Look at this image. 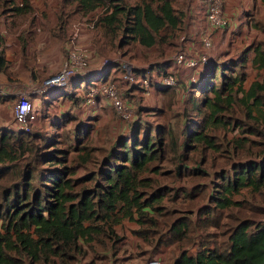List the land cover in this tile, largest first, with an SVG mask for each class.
I'll list each match as a JSON object with an SVG mask.
<instances>
[{
	"label": "trees",
	"instance_id": "trees-1",
	"mask_svg": "<svg viewBox=\"0 0 264 264\" xmlns=\"http://www.w3.org/2000/svg\"><path fill=\"white\" fill-rule=\"evenodd\" d=\"M178 2L60 0L61 5L69 6L73 13L83 18L88 16L86 22L100 34V42L96 39L95 43L101 53L130 43L145 49L174 47L177 41L178 51L184 40L180 41L184 37V13L177 6ZM250 52V63L264 69V45H249L236 59L219 63L211 57L198 77L192 82L188 80L181 95L187 121L182 134L184 142L177 155L180 161L188 159L189 151L216 148L209 134L210 125L213 129L215 126L239 129L241 138L234 142L238 150L245 148L246 134L264 137V81H254L247 90L242 86ZM172 57L137 69V76L166 73ZM112 68L105 67L98 77L93 75L88 81L107 79ZM175 78L176 86L178 78ZM72 83L76 87L78 82ZM175 86L156 85L155 90H173ZM134 91L140 93L139 83L125 93L121 91L122 98L133 107ZM61 95L76 101L70 93ZM141 99L140 96L135 116L123 122L130 128V136L122 135L108 151L101 152L98 161L92 159L100 149L85 143L90 123H86L87 127L76 125L72 131L59 132L72 121L71 114L52 123L51 134L32 132L33 127L26 133L9 127L0 129V264H76L95 246L115 248L121 240L117 238L115 227L124 220L138 226L133 232L143 241L149 233L158 236L154 251L168 248L177 252L170 264H264V221H232L236 223L229 225L225 241L201 243L208 228L221 226L223 211L236 205L231 195L244 187L259 192L263 189L264 149L257 158L237 160L228 171L216 172L217 184L212 185L206 204L195 210L194 199H191L185 205L180 204L187 206L186 213H180L183 209L172 210L167 201L176 200L177 192L161 186L155 179L167 162L169 133L162 125L152 130L138 116L147 109L154 111V107L145 108L147 105ZM234 106L245 111L251 124L242 127L238 119L231 121L227 117ZM253 106L258 108V115L254 114ZM192 115L202 118L197 121L189 118ZM169 145L173 153L176 140H169ZM88 164L97 167L90 169ZM79 168L83 173L78 176ZM174 168L175 177H180L185 170L202 171L183 163ZM198 188H193L187 196L194 197ZM166 221H170L169 224ZM188 243L197 245L194 254L187 252Z\"/></svg>",
	"mask_w": 264,
	"mask_h": 264
},
{
	"label": "rangeland",
	"instance_id": "rangeland-1",
	"mask_svg": "<svg viewBox=\"0 0 264 264\" xmlns=\"http://www.w3.org/2000/svg\"><path fill=\"white\" fill-rule=\"evenodd\" d=\"M133 1L134 0H129L130 3H133ZM249 2L250 10L248 14H245V23L239 24L242 29H237L236 24H234V20L237 16L235 15L234 18V11L230 10L227 12L223 11L225 17L229 21V26L222 30L221 34L208 32L212 42V47L208 51L210 59L213 57L212 59L217 60L219 63L230 59H236L244 47L246 48L249 45L251 47H256L259 44L264 45V0H249ZM179 3L180 1L177 6L181 8ZM238 13L242 14L244 12L241 11ZM78 18L81 20L83 19V16L78 14ZM255 23H257L256 27L254 26ZM233 25H235L236 28L234 27L235 31L231 32V29L229 28ZM91 33L92 35L94 33L95 39L100 42V34L96 33L94 30L91 31ZM227 33H229L228 38H226ZM192 42H195L194 48L196 49V43L199 41L197 42V40L193 39ZM177 43L174 47L157 46L152 49H145L132 43L122 46L119 45V48L117 47L116 49L104 51L103 53L105 57L100 60L98 59L94 63V66H102L104 60L107 59L110 61V63L105 64L107 69L115 67L119 60L129 62L135 66L136 69L148 67L150 64L170 59L177 51ZM197 45H199L197 50L192 52V55L194 56L202 51V46L200 44ZM104 47H106V45ZM251 58L252 53L250 52L248 63L245 68L246 79L242 84L244 90L249 89L250 85L254 81H264V69H258L253 66L250 63ZM94 76L98 77V75ZM74 83H76V80ZM81 84L82 86H85L86 77L83 78ZM68 87H70V85H68ZM65 89L66 88L59 89V91H63ZM67 90H70V88ZM59 91L51 90V92L54 93ZM156 94L158 93L156 92ZM18 95L19 94L13 98V101ZM133 95L132 99L135 102L133 107L134 117L135 110H138L137 108H139L138 105L140 104V95L137 92H133ZM239 97H242V94H239ZM13 101L11 102L12 104ZM150 101H153L151 103L152 106L144 105V107H154V111L147 109L139 112V115H137L143 120V122H147L152 130H154L157 125H162L169 133V138L166 141L168 151L167 162L162 166L161 174H156L155 179L161 186H167L171 190H175L177 192L176 200L167 201V204L172 210L180 212L179 210L183 209L180 213H186L188 210L187 206H180V204L185 205L188 201H191V199H194L195 206L193 209L195 210L197 207L206 204L208 202L207 197L212 190V185L217 184V178L215 177L216 172L228 171L227 169L230 165L237 160L257 158V155L262 153L264 149V137L246 134L247 144L244 149L238 150L237 148H234V142L235 140L241 138L239 129L233 130L228 127L220 126H215V129H213V125H210L209 127L211 132H209V134L213 136L216 148L204 150L198 148V151L196 152L189 151V153L186 154L188 159L186 161H180L177 155L180 151L181 143L184 142L182 134L184 125H186L187 121V117L183 114V108L185 105L183 106L181 96L179 97V95H175V93L171 94L168 90H165L160 92L159 95H155L154 98L151 97L150 99L145 100L144 104L148 105L147 102ZM60 103L65 105V109L67 110L66 113L70 114L68 110L70 102L68 103V99L64 98V100ZM105 109L106 111L102 112L103 115H100L98 118L96 117V119L92 120V122L80 121L81 123H79V121L75 120V118L70 115L72 121H68L59 131L60 133L64 131H72L76 124L80 125L79 127H87L86 123L89 122L90 127H88V135L85 139V143L89 146L98 147L100 149V153L94 154L95 156L94 159H92L93 161L100 160L101 154H103L101 152L108 151V149H110L116 141L121 139L122 135L128 134L129 137L131 133L129 130L130 128H127L126 125L123 127V131L121 130L122 132L119 133V128L122 129V126L118 117L112 109L108 107ZM252 110L254 114H259L257 107L253 106ZM227 117H229L231 121L238 119L241 122L242 127L251 124V121L245 115V111L239 106H234L233 111L228 113ZM189 118H194L197 121H200L202 116L197 115L195 117L192 115V117ZM43 119L44 114L41 112V118L37 120L38 126L33 127L32 132H41L42 134H51L53 132V129L50 127L48 121H43ZM52 120H55L54 122H58V118L56 116L53 117ZM174 139L176 140L177 145L173 149L172 153L170 151L169 140L172 141ZM178 163H183L188 168L199 167L202 171L189 172L185 170L180 177H175L173 175L175 174L174 167ZM87 167L93 169L96 168L97 165L88 164ZM168 172L172 174H169ZM82 173L83 169L79 168L78 176ZM195 187H199V190L193 194L194 197L187 196V194L191 193ZM231 199L236 202V205L223 211V217L220 224L221 226L218 228H208L205 235L201 238L203 241L201 243L210 245V243L215 241H225L227 233L231 228L229 225H234L236 223L232 221H240L243 219H250L257 222L264 221V187L260 192L254 191L250 187H244L240 189L238 193L231 195ZM182 201L183 203H181ZM169 222H167V224H169ZM137 228L138 226H136L133 221H122L120 225L115 227L117 238L119 237V239H121L117 242L115 248H109V245H107L104 249L99 246H95L93 251L89 252L84 258L79 259L76 264H148V261L155 258H159L162 264H170L177 252L168 248H159L154 251L153 246L156 243L158 236L149 233L146 241H143L133 232ZM186 249L188 253L194 254L197 251V245L188 243L186 245Z\"/></svg>",
	"mask_w": 264,
	"mask_h": 264
},
{
	"label": "crops",
	"instance_id": "crops-1",
	"mask_svg": "<svg viewBox=\"0 0 264 264\" xmlns=\"http://www.w3.org/2000/svg\"><path fill=\"white\" fill-rule=\"evenodd\" d=\"M179 1V6L184 13L182 27L184 40L181 47H184L188 55H192V52L196 51L199 46L197 44L202 46L203 32L221 34L222 30L216 31L207 28L205 20L207 0ZM22 6H27V8H21ZM17 7H20L21 10H18ZM230 10L234 11V18L235 15L237 16L234 20L237 29H242L239 24L245 23V14H248L250 10L249 0H223V11ZM241 11L244 13H238ZM86 18L88 16L80 20L78 14L73 13L69 6L61 5L60 0H0V54L2 55L0 64V129L14 126L11 103L13 98L22 93L33 81L46 78L59 70L71 47L84 49L88 52L91 68L96 67L94 63L98 59L105 57L96 46L94 33L93 35L91 33L93 28L90 22H86ZM234 27L235 25L229 28L231 32L235 31ZM228 35L229 33L226 38ZM193 39L200 42L196 43V49L194 48L195 42H192ZM165 70H169L178 78V84L168 92L175 93L179 97L185 92L189 77L197 78L200 72V69L194 71L178 67L173 59ZM138 75L141 76L140 73ZM119 76L120 68L116 65L109 71L107 79L118 80ZM88 79L86 77V83H88ZM76 82H78L76 87L69 84L70 87L67 86L63 91L58 90L59 92H49L45 95H29L28 98L33 102L38 112L37 120L41 118V112H43V121H48L51 127L55 121L52 120L53 117L56 116L60 119L67 112L65 105L60 103L64 98L68 99V103L70 102V107L67 109L79 123H81L80 121L92 122L96 117L103 115L102 112L106 111L107 107L115 113L105 98L97 96L92 102H88L87 85L79 84L80 79ZM68 88L70 90H67ZM130 88L122 87L121 91L125 92ZM134 92L140 95L138 91ZM62 93L72 94L76 101L61 95ZM159 94L160 91L154 88L150 98ZM142 100L145 101V99ZM152 102H147V106H152ZM37 122L33 127L38 126ZM120 123L122 129L119 128V133L125 127L122 121Z\"/></svg>",
	"mask_w": 264,
	"mask_h": 264
},
{
	"label": "built area",
	"instance_id": "built-area-1",
	"mask_svg": "<svg viewBox=\"0 0 264 264\" xmlns=\"http://www.w3.org/2000/svg\"><path fill=\"white\" fill-rule=\"evenodd\" d=\"M205 20L209 30L219 31L227 26L229 21L223 13V0H207L205 6ZM184 37L180 38V41ZM202 51L197 55H188L181 47L173 55L172 59L178 67H184L191 70H199L209 64L208 51L212 47L211 39L207 31L202 33ZM110 63L105 59L102 66L91 68L89 54L84 49L71 47L67 52L59 70L54 74L33 81L24 92L14 99L12 104V113L14 126L12 129L16 132H29L37 121L38 112L33 102L28 98L32 94H47L48 91L63 89L73 80L80 79L82 83L84 77L100 75L105 64ZM120 68V76L118 80L98 79L89 80L87 85L88 102H92L94 98L100 96L109 101L113 107L116 116L122 122L130 121L133 118V106L131 103L125 102L122 98L121 88H130L137 83L140 87V95L142 99L147 100L152 95L156 85L163 87H173L176 78L172 72L166 70V73H155L152 77L139 78L136 74V67L127 61L119 60L117 63ZM195 76H190L192 82ZM82 87V86H81ZM148 264H161L159 258L152 259Z\"/></svg>",
	"mask_w": 264,
	"mask_h": 264
}]
</instances>
